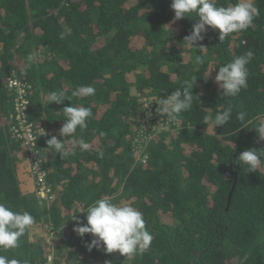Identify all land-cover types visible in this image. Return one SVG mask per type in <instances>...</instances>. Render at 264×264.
Returning <instances> with one entry per match:
<instances>
[{"label": "trees", "instance_id": "1", "mask_svg": "<svg viewBox=\"0 0 264 264\" xmlns=\"http://www.w3.org/2000/svg\"><path fill=\"white\" fill-rule=\"evenodd\" d=\"M237 2L217 0L225 7ZM171 3L0 0V203L34 218L19 246L0 255L21 264H48L50 257V264H264V166L249 173L236 163L246 150H264L253 129L264 119V0H253L259 13L251 27L223 41L208 28L197 50L184 44L197 15L176 21ZM248 51L254 55L247 88L224 97L215 80L219 67ZM197 54L203 64L193 62ZM14 73L29 87L22 99L7 86ZM185 80L193 83L191 109L151 134L156 119L147 111L157 112L159 99ZM81 85L94 87L95 95L73 97ZM56 90L66 99L50 104L47 93ZM17 101L27 103L50 202L39 196L26 140L12 131ZM72 105L91 108L92 116L86 128L62 137V111ZM229 106L230 121L216 126V113ZM52 136L64 142V156L48 147ZM81 139L89 150L79 148ZM101 197L142 212L154 237L143 255L127 259L103 246L89 251L94 237L74 232Z\"/></svg>", "mask_w": 264, "mask_h": 264}, {"label": "clouds", "instance_id": "2", "mask_svg": "<svg viewBox=\"0 0 264 264\" xmlns=\"http://www.w3.org/2000/svg\"><path fill=\"white\" fill-rule=\"evenodd\" d=\"M171 8L175 13L174 19L181 20L190 14L195 13L198 23L193 26L190 35L185 37L184 44L197 50L198 42L203 40L202 33H206L208 28L219 30V40L223 41L228 34L241 32L252 26L259 10L254 5L253 0H238L234 5L221 6L217 0H172ZM206 48L199 46V51L203 53ZM253 52L248 51L236 57L231 62L219 67L215 76L224 97H237L242 89L247 88L248 68ZM29 66L35 60V54L27 57ZM195 64H203V57L197 54L193 61ZM193 83L185 80L180 88H177L165 98L158 101L157 112L167 116V120H174L182 112L191 109L193 104ZM73 97L84 98L95 95V88L92 86H77L71 93ZM65 93L62 90L50 91L47 93V100L50 104H61L65 100ZM70 100V99H68ZM64 124L60 129L62 137L72 136L77 128L87 127L86 121L92 116L89 107L67 106L63 108ZM232 115V108L229 106L223 112L215 115L216 126L223 127L227 124ZM245 112H240L237 118L244 122ZM212 119L210 116L204 117V123ZM251 123V121H248ZM253 129L257 130L260 140H264V119L257 118ZM104 135L103 132L100 133ZM75 145V141L73 142ZM48 147H54L55 151L62 156L65 154L64 142L52 136L47 141ZM82 151L90 149L91 145L83 139L78 141ZM104 153H99L103 158ZM237 164L243 163L247 166V171H259L264 166V150L249 149L242 152ZM86 221L78 222L74 232L83 238L90 234L94 238L88 244L89 251L93 248L103 246L107 254L118 252L127 259L135 255H143L151 246L153 235L146 228V221L142 212L127 203H114L109 197H101L92 203L87 209ZM34 218L27 212L13 211L4 203H0V249L9 250L19 246V239L33 225ZM0 264H21L16 258H8L0 255Z\"/></svg>", "mask_w": 264, "mask_h": 264}, {"label": "built area", "instance_id": "3", "mask_svg": "<svg viewBox=\"0 0 264 264\" xmlns=\"http://www.w3.org/2000/svg\"><path fill=\"white\" fill-rule=\"evenodd\" d=\"M7 86L9 89L14 90L23 98V95L26 93L27 88H29L26 84L22 83L18 80L17 75L14 73L12 77L7 80ZM27 103L25 101L18 102L16 105L17 111V125L12 128V131L15 134H18L19 137L26 140V145L29 148V156H27V160L30 164V171L32 175L35 177L38 186H39V196L41 200L50 202L54 199L53 191L51 186L48 184V172L44 168V160L40 151H38L35 147V134L36 131L29 125L27 120ZM39 134H43L44 131H37ZM52 258H49V263H51Z\"/></svg>", "mask_w": 264, "mask_h": 264}, {"label": "rangeland", "instance_id": "4", "mask_svg": "<svg viewBox=\"0 0 264 264\" xmlns=\"http://www.w3.org/2000/svg\"><path fill=\"white\" fill-rule=\"evenodd\" d=\"M155 105L156 106H159L158 105V102ZM145 116H149L151 118L156 119V121L153 119L154 122H152V123L149 124V125H151V128H150V133L151 134H155V133H159V132L165 131L170 126V122L167 120L168 118H167L166 115L161 116L158 112L152 113V112H150L148 110ZM146 118L147 117H145V119ZM140 159L145 160L146 159V156H144V158H143V156H140ZM54 235H55V233H54ZM53 239H56V237H53Z\"/></svg>", "mask_w": 264, "mask_h": 264}, {"label": "water", "instance_id": "5", "mask_svg": "<svg viewBox=\"0 0 264 264\" xmlns=\"http://www.w3.org/2000/svg\"><path fill=\"white\" fill-rule=\"evenodd\" d=\"M235 185H236V183L234 184V187H233L232 192H231V194H230L229 201H228V205H229L230 202H231V198H232V196H233V192H234Z\"/></svg>", "mask_w": 264, "mask_h": 264}]
</instances>
